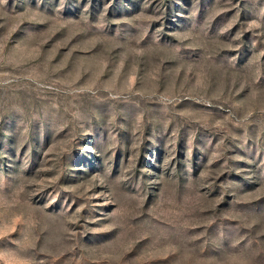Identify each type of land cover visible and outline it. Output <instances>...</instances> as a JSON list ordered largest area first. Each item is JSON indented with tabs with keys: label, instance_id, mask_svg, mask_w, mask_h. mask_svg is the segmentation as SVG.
<instances>
[{
	"label": "rangeland",
	"instance_id": "rangeland-1",
	"mask_svg": "<svg viewBox=\"0 0 264 264\" xmlns=\"http://www.w3.org/2000/svg\"><path fill=\"white\" fill-rule=\"evenodd\" d=\"M0 264H264V0H0Z\"/></svg>",
	"mask_w": 264,
	"mask_h": 264
}]
</instances>
